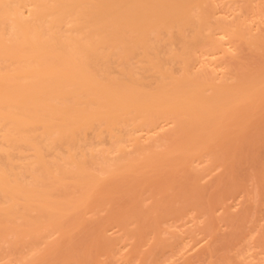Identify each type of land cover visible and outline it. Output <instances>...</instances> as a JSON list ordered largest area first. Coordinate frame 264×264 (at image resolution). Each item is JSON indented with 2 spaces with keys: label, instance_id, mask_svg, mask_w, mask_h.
Segmentation results:
<instances>
[{
  "label": "bare ground",
  "instance_id": "bare-ground-1",
  "mask_svg": "<svg viewBox=\"0 0 264 264\" xmlns=\"http://www.w3.org/2000/svg\"><path fill=\"white\" fill-rule=\"evenodd\" d=\"M226 1L229 10L238 7L232 20L219 12ZM251 9L257 20L264 17V0H0V264H84L93 256L88 248L96 254L109 244V226L132 224L141 239L140 220L155 230L163 206L166 216L196 203L198 195L181 196L179 185L204 188L207 169L195 163L209 158L208 171L228 164L238 134L262 119L252 120L264 111V31L254 33ZM251 49L259 70L242 62L233 73L231 55ZM221 54L231 57L224 63L229 73L199 70ZM245 152L238 160H247ZM177 172L189 180L181 178L179 188ZM229 177L220 178L236 188ZM229 186L214 190L232 192ZM174 188L189 202L177 201ZM170 191L175 198L163 203ZM118 194L137 197L135 205L112 209ZM102 212L110 215L103 219ZM97 217L102 222L91 242L83 239V252L67 245Z\"/></svg>",
  "mask_w": 264,
  "mask_h": 264
},
{
  "label": "rangeland",
  "instance_id": "rangeland-1",
  "mask_svg": "<svg viewBox=\"0 0 264 264\" xmlns=\"http://www.w3.org/2000/svg\"><path fill=\"white\" fill-rule=\"evenodd\" d=\"M225 4H227V5L222 6V8H221L222 4L219 3V5H218L219 8H221L219 11L220 15L225 16V18L228 20H232L239 13L238 7H235L233 9L229 10L228 9V6H229L228 1H226ZM240 5H241V3H238L236 6H240ZM256 13H257L256 9L255 10L251 9L250 12L248 13L247 19L249 18V22H251L254 25V33L260 34V32L262 30L264 31V17H261L259 20H257L256 16H255ZM262 35H264L263 32H261V36ZM263 40H264V38H263ZM227 47H228V49L230 48L229 50H230V52H232L231 54H234V53L238 54V52L241 50L240 48L238 50H234L235 46L233 48V46H231L230 44ZM246 49L248 50L247 47H246ZM236 51H238V52H236ZM249 51L250 52L244 50V52H241L239 54V57H238V55H236L239 59L233 58V56L231 55V57L233 59L230 57L231 58L230 62L232 61L231 65H233V62H234L235 69L232 68L234 65L232 67H229V69L231 70V68H232L233 73L236 72L237 70L239 71L238 66H241V68H243L242 65L244 66V64H242V62H244L246 66H250L252 68L251 69L252 72L254 69H255V72H257V70H259V66H258L257 70H256V68H253L257 64H260L259 63L260 61H258V63L253 62V61L257 60V57L255 58L256 60H254V58H253L255 56V54L257 53V51L255 50L256 53L252 52L255 54L251 53V51H254L253 49H251ZM261 51H262V49L260 50V53H261ZM262 52H264V51H262ZM262 54H264V53H262ZM247 55L249 57H247ZM250 55L252 57H250ZM229 56L228 57L226 55L224 56V54L217 55L216 57L213 56L212 60L213 59L218 60L221 63V65H219L220 63L217 61H216V64L213 63V65H212V61L211 62H209V61L204 62L203 58H202V60H199L198 63H200V61L201 62L203 61V63H205L207 66L205 64H202V63H200L201 66H200V64H196L195 66L198 67V65H199L200 67H198V68H199V70L201 68L202 71L204 70V69H202V67L203 68L209 67L208 69L212 68L215 70V72L219 76H222V74L224 75V74H226V72L229 73L228 71H226V70H228L226 67L230 66V65L229 64L225 65L226 63H228V60L230 59ZM236 56H234V57H236ZM222 57L223 58L225 57V59L227 57L228 58V59H226L227 62L225 60H223ZM249 58H253L252 60H250V63L252 65H250L248 63ZM261 59H263V60H261V62H264V55H263V58L261 56ZM233 60H236V61H233ZM258 60H260L259 57H258ZM235 62H236V64H235ZM238 63L241 65H238ZM263 65L264 64H262V66ZM207 68H205L204 71H206ZM236 68H237V70H236ZM241 68H240V71L242 73H244L245 68H244V70H241ZM247 68L248 67H246V70H247ZM196 70H198V69H196ZM232 70H231V72H232ZM249 71L248 72L245 71V73H249ZM233 73H231V74H233ZM263 104H264V101H263ZM263 104H261V105L263 106ZM262 106H261V108H262ZM263 110H259V111L261 112ZM261 113L264 114V111ZM261 113H259V115H254L252 120L254 119V117H257V118L261 117L264 120V115H261ZM256 114H258V113H256ZM262 119H260V118L257 119V121H260V122H257V121L254 122L255 126L256 125L258 126V123H259V126H258V128L257 127L251 128L252 134L249 130L251 125L254 124L252 121H251V124L249 125L250 127L248 128V133H247V130H246L247 128H246L243 131H241L240 134H238V136L242 138V139L240 138V141L242 143L239 144L240 141L238 140L239 142L237 141V144L233 142L234 145L232 146V148L230 147V150H231L230 155H232L233 157L229 155L230 161H228L229 162L228 164L226 163L227 166L229 167V169L227 168V166H225L226 164L225 165L218 164V165L212 167V170L208 171V167H209L210 162H211L209 160V158L203 159V161H204L203 163H201L200 161L195 163V166L199 167L200 169H203V170L207 169L206 172L204 173L203 178L201 179V181H199L200 187L201 188L204 187V188H202L203 191L199 188V186H197L198 184H196V185L194 184L195 182L192 183L187 179L190 184L192 183V185H190L189 183H184L182 180H180L181 178H184L183 180H185V176L187 177V174L185 175V173H187V172H185L184 174L182 173V175H180L181 174L180 172H179L180 174L177 172V174H178L177 176H179L178 181L176 178L177 176L172 177L177 182L176 183V186H178L177 188H179V185H181V184L183 186V189L185 188L184 189L185 193H183L184 190H183V192H182V190H180L182 192L181 193L182 195L180 194L179 189L174 188L172 190L175 194V197H177L176 194H178L179 198H176V200L177 199L179 200L181 196L188 193L187 196H190V195L194 196L191 198L194 201L197 198V197L195 198V196L198 195V198L195 201L197 204L196 203L192 204L191 202L193 200L190 202L191 204H189L185 201L187 204L185 203V204L177 205L178 207L181 206L182 209L178 210V212H176V213H171V214L166 215V216L164 214L165 210H163V209H166V207L163 206V208H162V206H159V209H161V208L162 209L158 212L162 213L164 211L162 213V215L164 214V216H161V213L160 214L158 213V215L160 217L157 220L156 226L151 225L153 228H155V230L150 229V227H149L150 225L148 226V224L151 223L152 221H150L148 224L147 223L142 224L141 220H140V225H142V227H144L143 231H142L143 236L141 239H138L136 237L137 231L136 232L133 231V232H135L134 234L131 233V230H134V227H135L132 224L129 227L130 229H127L128 227L125 229V228H122L121 226H116V225L109 226L110 228L108 227L107 228L108 230L106 231L107 232L106 236H109V239H110V241L108 240L109 244L104 245L103 243L106 241L103 240L104 241L103 242L101 239L97 240V242H99V243H100L99 240H101V242H103L102 245L108 246V247L104 248V246H103L102 247L103 249H101L102 251L100 252V250H99L96 253L97 255L92 253L91 247L88 248L87 250L89 252H91V255H93V256H91L93 261H92L91 257L86 254L85 258L86 259L88 257H90V258L87 259L88 261L81 258V259L85 260L84 264H85V262H86V264H264V148H261L263 150L259 152V150H261V149H260V147L259 148L257 147L258 144L262 142V141H260V142H258V141L262 140V139L264 140V132H262V131H264V128H263L264 124H263V126L261 125L262 123H264V121ZM261 121H263V122H261ZM254 128L256 130L253 133L252 130H254ZM257 129H259L260 132ZM257 131H258V133H256ZM262 133H263V135L261 136L260 134H262ZM252 137L253 138L256 137V140L254 139V142H253L254 147L252 146L253 143L251 141H249L252 139ZM248 138H251V139L248 140ZM245 142L250 144V145L247 144V146L243 145L244 147H249V150H248V148H244V149H246L245 151H248L250 159L248 160V154H247V157H245V160L247 158V160H246L247 162L244 161V156L242 157V160L239 157V159L242 161L241 162L240 160H238V156H241L242 153L245 152L244 149L241 148L242 144H246ZM262 143L264 146V141ZM255 144H257V146ZM239 145H241V146H239ZM263 146H261V147H263ZM240 148H241V150H240ZM256 148H257V152L260 154H258L256 152L257 155L254 156L253 152L256 151ZM242 149L244 152H242ZM236 153H238L237 154L238 156L236 155ZM240 153H241V155H240ZM245 153H247V152H245ZM234 155H235V157L237 156V158H234ZM244 155L246 156V154H244ZM253 158H255L254 162H251ZM257 158H259L260 160L255 162V160H258ZM236 160H237V163L239 165H237ZM231 161H233V162L231 163ZM234 162H235V164H234ZM258 162H260V163H258ZM246 163H247V165H246ZM251 163H252V165H251ZM234 168H235V170H234ZM250 168H252V169H250ZM256 168H257V170H256ZM232 169L236 173V175L232 171ZM230 170H231V172H230ZM229 172L231 173L230 177H229V175H230ZM233 173H234V175H233ZM240 175H241V177H240ZM233 176H234V178H238V179L234 180ZM220 177L223 178V180L226 179L225 181H227L228 177H229V180L231 182H234L232 187H234V185L236 186V184H237V186H236V188L234 187V189H232L231 188L232 183H229L228 186L230 185L229 188H231V190H233V191L231 192L229 189L228 190L226 189L227 191H230V192H228V194L225 193L226 190H225V192L223 191V194L225 193L224 198H222L223 194H222V192H220L222 199H221V201L219 200L220 202H218V196L220 199V195H219L220 193H218V189L220 190V187H222L223 185H224V187H226V185H227L226 182H224ZM187 180H185V181L187 182ZM170 181H172V180L170 179ZM219 181H220V184H219ZM178 182H181V183L179 184ZM223 182H224V184L221 185ZM184 184H186L185 185L186 187L184 186ZM159 185L160 184H158L155 188H157ZM191 186L198 187L201 190V192H200V190H199V192L202 194L205 191L206 195L203 194L205 196L204 199L202 197V194H199V192L197 193V189L193 188L194 190H192L196 193L189 191V190H191ZM173 187H174V182H173ZM188 187H190V188H188ZM214 188H218V189L214 190ZM139 189L141 190V188H139ZM221 189L224 190V188H221ZM140 190H138V191L141 195V193L144 192V190H143V188H142L143 191H140ZM175 190H176V192H175ZM216 190H217L218 194H216ZM135 191L138 192L137 190H135ZM145 191H147V189H145ZM154 191H156V190L154 189ZM207 192H208V194H207ZM209 192L211 194H209ZM130 193L132 194V192H130ZM139 193H137V195H136V193H134V194L138 197V196H140ZM144 193H146V192H144ZM144 193H142V198L144 197L143 196ZM166 193L168 194V192H166ZM214 193L216 195H218L217 199H216V197H213L216 200L214 202L215 203L217 202L216 205L214 202H212V196L215 195ZM126 194H128V191ZM131 194H129L130 196L126 195L127 196L126 198H124L125 194H124V197H123V194H121L122 196L120 195L121 197L119 196V194L117 196H115L116 198L119 197V199H122V200L118 199V201L116 200L115 202H113L112 207L115 204L119 205L120 202L122 203V204H120V206L121 205L123 206L125 203H127L125 205L128 206L129 203L132 201L134 203H130V205L131 204L135 205V201H136L135 199L137 197H135L134 200L130 201L131 198H129V197H131ZM153 194H154V192H153ZM153 194H151V195H153ZM174 194L171 192L170 195H166V197L163 195V197H164L162 199L163 203H166V201H164L165 198L171 201V199L169 197H171V196L174 197ZM210 195H211V197H209ZM146 197H148V196H145L144 198H146ZM127 198H128V201H126ZM183 199H184V197H183ZM124 200H125V202H124ZM182 200L180 199L179 201H182ZM184 200L188 201V199H184ZM177 201H176V203H177ZM149 202L151 203V202H153V200L152 199L148 200L147 203H149ZM170 204H171V202H170ZM177 204H179V202ZM173 205H175V203ZM169 207H170V205L168 206V204H167L168 209H170ZM122 208H125V207H122ZM131 208L128 207V209H131ZM112 209L115 210L114 207ZM125 209H127V208H125ZM107 213L110 215L109 212H106V213L102 212L101 213L102 216L100 215L101 218L104 219V217L107 215ZM112 213H113V211L111 212V215H112ZM168 213H170V212H167V214ZM107 217H108V215H107ZM96 220H97V222H96ZM96 220H95V222L98 223V220H99L98 217ZM143 221L148 222V220H143ZM95 222L91 225V227H93V228H91V227H90V229L86 228V230L83 231L86 233H84V234L80 233L81 230L79 231V233L76 232L78 235H81L82 238L80 236H78L79 239L81 238V240H79L78 237H76L77 236V234H76L74 236L76 238L75 241L73 239L74 242L71 241V243L68 242V244L67 243L66 244L71 246L72 248L73 247L77 248L80 251V253L83 252L81 250L83 248L86 249L88 247V246L87 247L84 246L85 242H87V241L89 242L90 238L94 237V234L96 233V230L99 227V223H101L102 221L99 222L98 224H96ZM86 224H85V226H87V225L90 226V222L87 225ZM144 225L147 227L145 228ZM87 229H88V231H87ZM92 229H94V230L96 229V230L94 231ZM82 230H83V228H82ZM88 233H90V234L87 235ZM88 236H90V237H88ZM85 237L87 239H85ZM83 239H85V242ZM80 241H82L83 243H79ZM91 241L92 240H90V242ZM108 242H106V243H108ZM74 243H75V246H73ZM76 244H78L79 246L77 245V247H76ZM80 245H81V247H80ZM82 245H83V248H82ZM94 245H95V243H94ZM75 248H73V249H75ZM94 249H95V247L93 248V250ZM89 252H87V253L90 254ZM95 252H96V250H95ZM75 260L72 259V261H70V264L74 263ZM76 262H77V260H76ZM78 263H75V264H78ZM81 264H83L82 260H81Z\"/></svg>",
  "mask_w": 264,
  "mask_h": 264
}]
</instances>
